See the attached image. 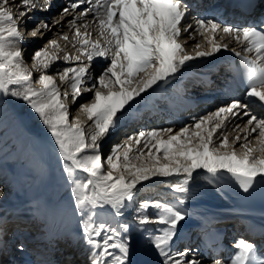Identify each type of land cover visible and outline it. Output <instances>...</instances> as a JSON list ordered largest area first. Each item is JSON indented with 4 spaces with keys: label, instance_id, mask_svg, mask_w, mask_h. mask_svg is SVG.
I'll use <instances>...</instances> for the list:
<instances>
[{
    "label": "snow or ice",
    "instance_id": "snow-or-ice-1",
    "mask_svg": "<svg viewBox=\"0 0 264 264\" xmlns=\"http://www.w3.org/2000/svg\"><path fill=\"white\" fill-rule=\"evenodd\" d=\"M82 6L83 10L68 21L73 32L72 46L79 54L64 53V61H73L74 66L56 73L71 89V93H62L56 76L48 74L63 51L58 39H50L34 51L31 67L18 46L24 40L18 20L27 24L28 9L37 8V4L34 0H19L17 17L9 0H0V97L25 102L49 133L62 171L71 182L80 233L93 252L90 264H132L131 225L120 223L119 218L135 201L139 188L154 178H175L172 191L186 194L201 172L209 182L230 178L245 193L257 183L264 185V118L233 97L215 110L193 117L191 123L178 130L141 128L111 145L107 154L102 142L123 126L124 113L148 90L176 76L190 61L222 50L231 51L240 59L245 95L264 107V27L260 26L264 21L244 26L204 16L194 18L193 27L187 19L188 0H74L62 7L64 15L53 24H60L70 10L77 11ZM49 8L50 0H43L40 10ZM89 13L93 14L97 39H92L88 30L85 18ZM81 19H85L83 24L78 23ZM41 28L51 30L42 21L30 36L37 37ZM197 35L202 40L189 53L187 41L182 43L181 38ZM225 37L240 50L223 42ZM59 39L69 41V36L62 33ZM97 58L103 59L105 66L93 76L91 65ZM34 71L39 74L35 82ZM86 81L90 82L89 87L85 86ZM84 93L91 94L90 101L80 104L76 114L71 115L65 101L70 96L75 104ZM82 117L89 122L87 127ZM245 118L243 126L233 124L235 135H231L228 125ZM105 208L111 209V221L102 218L98 211ZM150 208L156 209L154 215L147 214ZM186 216L176 204L161 201L145 200L136 209L135 227L141 234H148L147 241L161 258V264H202L191 249H173L180 222ZM235 248L227 261L214 258L212 264H264L252 242L239 239Z\"/></svg>",
    "mask_w": 264,
    "mask_h": 264
},
{
    "label": "bare ground",
    "instance_id": "bare-ground-1",
    "mask_svg": "<svg viewBox=\"0 0 264 264\" xmlns=\"http://www.w3.org/2000/svg\"><path fill=\"white\" fill-rule=\"evenodd\" d=\"M51 1L54 2L53 0H50V2ZM70 2H74V0H70ZM192 2H193V0L191 1V4H190V10H189V15H188L187 19H188V21H191L193 23V27H195L194 18H199V15H198V10H197L198 8ZM12 3H19V0H9V4H12ZM37 4L38 5H42L43 4V0H39ZM53 4H55V3H53ZM44 7H46V5H44ZM52 7H54V6H52ZM83 7H85V6H82L80 8V11L83 10ZM38 8H40V7L37 6V9L34 10L35 14L38 15V16H36L37 17L36 19H39L40 16H45L46 17L45 21L49 19V22H51L52 21L51 19H53V21L54 20H61V17L64 15L62 12H60L61 9L58 10V11H54L55 9L53 8L54 9L53 10L51 8L50 9L51 11L48 12V10L47 11H42V10L38 11ZM78 11H79V9L77 11H71L70 10L69 14L61 22L64 23L66 21L67 22L70 21L75 15H78ZM37 12H38V14H37ZM85 19L89 23V29L88 30L91 31L92 34H95V32L97 31V27H96V25L94 23H92L93 14L89 13ZM85 19H81L79 21V23L83 24L85 22ZM67 24H69V23H67ZM49 25L51 27V30H47L43 37H37V38L45 39L48 36L50 37L52 32H54L57 29L56 25H58V24H55V25L53 24L52 25V24L49 23ZM69 27H70V25H69ZM64 30H65V28H64ZM82 31H83V29H82ZM39 35H41V34L39 33ZM182 39H183V42L187 41V44H189L191 46H193L196 42H199V41L202 40V38L199 35H197V36H195V38H191V39L189 37H187V36H183ZM192 42H194V43L192 44ZM223 42L229 43L230 47H236V48L240 47V46L236 45L235 42L232 41L228 37H225V41H223ZM28 43H29V41L24 39L23 41H21L19 43L18 46L19 47H21V46L23 47V46H26ZM206 47L207 46L205 45V49H206ZM187 48H189V47H187ZM59 55H60V53H59ZM76 55H78V54H76ZM233 55L234 54L231 51L222 50L221 52H218V53L214 54L211 57L200 58V59H197V60H194V61H190L187 64V66L185 68H183L181 70V72H180V74L181 73L184 74L186 71H189V74L186 76V78L183 81H181V82L177 81L179 83H174L172 85H167L168 88L166 90L169 93V96L167 97V99L163 103H159L161 105V107L157 106L159 96L154 95L151 98L148 97L149 95L147 96V94L151 90L153 91L156 88V86H154L153 89L148 90V92L146 94L142 95V98H138L136 100V101H138V100L139 101H144V104L141 107H139V108H136V109L132 108L133 110L131 109V111H128V112L126 111L125 112L127 114V116L125 115L126 117L124 116L125 118H123V126L122 127H118L116 130H114L113 132H111L107 136V138L102 142V149H104L103 147L106 144V141L107 142L110 141L111 139L115 138L118 134L121 135L123 138H126L127 135H129L131 133L130 129H132L135 125H137V126L140 125V129L141 128H143V129H151L152 126L154 125V124L153 125L151 124V121L157 122L156 120L161 119V117L164 115V112L162 110H163V108H165L167 106L169 107V110L171 109L172 114H174V116H172V115L169 116V117L167 116V118L170 119V122H163V121L160 120L159 123L162 124V125H165L164 127H169L170 126V127L175 128V129H179V127H181V126H178L179 125V121H182V120H180L181 117L185 118L186 119L185 121H188V120H190V119H192L194 117L193 116V114H194L193 112H194L195 109L193 110L192 108L195 107V105H196V103L198 101L195 96H192V93H190V94L189 93H187V94L185 93V92H187L188 87L191 85L190 82L186 83L185 81H187L189 78H191L190 77L191 75L192 76L194 75L193 69L196 70V69L200 68L198 66H201V68L204 70V69H206L204 64L207 61H212L213 59H218V60L219 59H223V58L226 59L228 57L231 58ZM81 59L84 60L85 58L82 56ZM85 62H87V60ZM74 63L75 62H73V61H67L66 62V61H64V59L60 58L58 61L54 62V64L51 66V68L48 70V72L49 73L52 72L56 67L60 66V64H61V66L67 65V67H70V65H73ZM219 64H220V62H219ZM103 66H105V61L103 59H101V58H97L96 61H94L93 64L91 65L90 74L93 75V76L99 74V70ZM218 66L219 65H214V66H210V67L207 66V67H208V70H212V69L217 68ZM224 66H225V64H224ZM34 73L38 74L35 71H34ZM180 74L178 73L176 76L178 77V75H180ZM55 75H56V73H55ZM176 76H174V77H176ZM174 77H172V78H174ZM56 80L57 81L59 80L58 86H61L60 87L61 92L63 90H65V91H68V92L70 91L69 93H71V89H70L69 83L67 81H61L59 79V77H57ZM196 81L197 82L198 81L202 82L203 80L197 78ZM208 82H210V81H208ZM227 85L230 87V89L233 92H236L235 87L233 86V84L227 83ZM85 86L89 87L90 86V82L86 81L85 82ZM159 92H161V91H159ZM90 95H91L90 93H84V95H82L76 101L75 104H73L71 99H70L71 101H69L68 104L70 106H72L71 109H73V107H76V106L82 104L83 102H85L86 100H88V97ZM209 96H211L213 98L215 96V94L214 93L213 94H209ZM236 97L239 98L240 100H243V99L247 100L248 102L245 101V103H247L249 105V109L251 110V112L253 114H255L256 112H261V113L264 112V107L261 106L260 102H258L255 98H251V99L248 98L245 95V92L237 94ZM5 101L9 105H11L14 110H16V113L18 112L17 113L18 116H20L21 120L23 121L21 124L24 127V129L29 134H32V135L36 136L38 139H41V140L47 142L48 144H50L51 147L53 148L54 152H55V157H57V153H56V150L54 148L53 142H52V140L50 138V135L46 134V133L44 134L43 132H40L36 128H34L30 124V121H28L29 119L26 116V114L24 115V113L21 111L20 106L16 102H14V100L11 97L5 96ZM135 102H134V104H135ZM188 109L190 110L189 115L186 113L187 111H185V110H188ZM261 109H263V111ZM171 117H173V118H171ZM262 118H264V115L262 116ZM145 121H147V122L145 124H143V122H145ZM236 122H239V121H234L233 123H236ZM230 124H232V123H230ZM88 125H89V122L86 120L85 126H88ZM57 159H58V157H57ZM6 167H7L6 164H5V166L3 164H0V189H2V196H0V221H1V218L6 219L7 216L10 217L9 214L6 215V213H7L6 207L9 206L7 204V203H9V198L8 197L2 198L3 195H4V190H7V189H5V186L9 187V184H8L9 177L3 173V170L6 173V171H5V169H7ZM195 179L198 180V184H197V182H194L195 181L194 180L193 181L194 183L192 182V184H191L190 191L188 193H186V194H180V193L174 192L173 195H172V193L170 194V196L166 195L167 193L169 194V190L172 188V187H167V185L175 183L176 182L175 178H154L150 182H145L139 188V191L136 194V195L141 196L142 194H144L148 190L149 187H152V186H155V185L163 183L162 188L161 189L159 188L160 189L159 194H163L162 197L160 195V197H161L160 201L161 202H168V203L176 204L179 208H184L185 212L187 210H190V209L199 210V212H198L199 214H197V215L191 214L189 212H186L187 213L186 219L183 220L182 222H180V225H179L178 236L175 239L174 244H173V249L174 250H179L178 247L181 244L185 243V242H179L180 238L181 237H185V235L183 234L185 232V230L192 225L191 222H193L194 220H196L199 217H201L200 215L205 214L203 216H206L208 214L210 216L208 219H210V218L213 219V217L214 218L216 217V220L214 221V225H221L222 221L220 219H222L221 218L222 215L225 218H230V217L233 218L236 215L235 211H233V206L230 208V211L226 210L225 207H226L227 204L234 203L235 207L239 208V207H246L245 206V201L246 200H250L251 202L257 204V202H259L262 199H264V185H261L259 183H257V185H255L252 190H250L249 192L245 193L235 184L234 181H232L230 178H228V180L223 181L222 184H221L222 189L225 191L226 194L229 195L228 200H226L225 198H223V196L218 195V194H216V192H214V190L211 188L209 180L206 178V174L205 173L201 172V174L197 175ZM49 186H50V184H49ZM197 192H200V194H202V196L204 195V196H207V197H212V199L214 201V205H215L214 208H209V207H206V206L202 205L201 204L202 200H199V199L196 198L197 195L201 196V195L197 194ZM164 195H166L167 198H168L166 201L163 200ZM150 200H153V197H151ZM179 200H183V203L180 204ZM32 201L34 203V200H32ZM175 201H178V202L175 203ZM17 202H15L16 204L13 206V209H14L13 212L15 211V214H14L15 217L23 222V225L26 226L25 230H27L28 233L30 231H33L34 232L33 234L35 236H41L43 229L46 228V225L43 222L42 223L40 222V220L43 219L42 217H43L44 214L45 215L52 214V215H55V216H59L60 215V216H64V218H66V219H67L66 216H68L70 214V212H69L70 211L69 210L70 207L67 206V205H63V206H59V207H54V206H52V207L50 206L49 207L48 206L43 214H40L39 212L36 213L35 212L36 210L33 211L30 214V211L21 208L25 204H27L28 206L27 205L26 206L29 207V205H30L29 202L30 201H23V199H22V200H19ZM35 203H36V201H35ZM32 207H34V206L31 205V208ZM129 208L134 213V210L137 209V206L135 205V202H133L129 206ZM253 208H257L259 212H264V207H261V205L257 204L255 206H253ZM36 209H37V206H36ZM153 210H154V208L148 209L147 210V214L150 215V212L153 211ZM110 211H111V209H110ZM155 212H156V210H154V213ZM32 214H35L37 216H35L33 218L34 215H32ZM123 217L124 216L119 218L120 223H124ZM35 218H37V220H34ZM106 219L111 221V219H112L111 215L109 214V217L106 218ZM31 221H34L33 225H28L27 226L26 224H28ZM11 224H12V222H7L6 227L4 225L6 230L3 229L2 232H0V247L3 250L7 249V248L9 249L10 248L9 240H11V239H13L14 237L17 236V234L14 231L11 232V234H9L10 231L12 230V227L10 226ZM28 230H30V231H28ZM5 231H7V234L5 233ZM29 237H33V236L31 235ZM137 238H138V236L134 237L132 239V241L133 242L137 241L138 240ZM140 241H141L140 242V247H141L140 248V252H138L139 248L136 247L135 250H134L136 252V254L131 257L132 264H161V258L157 255L156 251L152 250V252H151L149 250L150 248L147 249L146 243L142 242L141 239H140ZM83 244L86 245V242L84 240H83V242H80V243H78L76 245L75 248L78 249L77 253H79V251H81L86 256H90L89 255V253L91 252L90 248L87 247L86 250L83 249V247H82ZM194 244L195 243H191L189 245V243H187L186 247H191L192 248ZM60 247H61L60 255L62 257L64 255H67L69 250H76V249H70V247L67 246L66 244H61ZM72 248H73V246H72ZM15 250L12 253L11 259H16V258L20 257V254H18V252L15 251ZM148 254H149V256H146ZM192 254L195 255L197 258H199L202 261V264H209L210 260H206V259L202 258L200 255H197V253H196V251L194 249L192 250ZM15 262H17V261H15Z\"/></svg>",
    "mask_w": 264,
    "mask_h": 264
},
{
    "label": "rangeland",
    "instance_id": "rangeland-1",
    "mask_svg": "<svg viewBox=\"0 0 264 264\" xmlns=\"http://www.w3.org/2000/svg\"><path fill=\"white\" fill-rule=\"evenodd\" d=\"M38 1L39 0H34V2L36 4L38 3ZM70 3L71 2L66 0V3L63 6L70 4ZM17 4L18 3H12L10 5L13 9L14 15H16L18 17L19 9L17 7L18 6ZM42 5L37 4V6H39V7ZM36 9L37 8H35V9L29 8L28 9L29 15L27 17H25L27 24H25L24 20H18V22L20 24V31L22 32L24 39L29 41V43L26 46H23V47L21 46V48L24 51V60L28 65H30L29 67H31V64H32L31 56L34 53V51L40 47H44L47 44L48 40L53 39L55 37H56L55 39H58L60 47L63 50L60 52V56H61L60 58L61 59H63L64 53H70L73 56H75L76 54H79L77 48L73 47L71 44L72 43L71 37L73 35V32H72V30L69 29L70 27H69V24H67L68 23L67 21L64 23L61 22L60 24L56 25L57 29L54 32H52L50 37L48 36L45 39L37 38V37H43L45 35L47 30H45L43 28H41V32L43 33V35H39V33L41 34V32H38L37 37L32 38L30 36V32L33 29H35L37 27V25H40L42 21L47 22L48 24L50 23L53 25V19H51L52 20L51 22H49V19L45 21V18H46L45 16H40L39 19H36L37 18L36 16H38L34 12V10H36ZM38 11H40V8H38ZM79 11H80V9H79ZM60 12H62V11H60ZM37 14H38V12H37ZM79 21H78V23H79ZM64 28H65V30H64ZM62 33L68 34V36L70 37L69 41H64L63 39H59V37ZM92 35H93L92 39L98 38L97 31L95 32V34H92ZM181 41L183 42L182 38H181ZM193 43L194 42H192V44ZM185 46H186V50L187 51L189 50L188 51L189 53L193 52V46H191L189 44H187ZM187 47H189V48H187ZM84 58H85L84 60L86 61V57H84ZM204 65H208V63H205ZM72 66H74V64L70 65V67H72ZM60 67L63 69V67L65 68V67H67V65L61 66V64H60V66L56 67L52 72H50V73L48 72V74L56 76V78L59 77V76L55 75V73H57L58 70L62 71V69ZM188 74H189V71H186L184 74L181 73L180 75H178V77L176 76V77L171 78L165 82H160L159 85L156 86V88L153 91L151 90L149 92L150 94L149 93L147 94V96L149 95L148 97H153L155 94L157 96H159L160 100L158 98V103H157V106H159V103H161L159 101H162V103H163L167 99V97L169 96V93L166 90L168 88L167 85L179 83L180 80H182ZM38 75L39 74L34 73V75H33L34 82L38 78ZM177 81H179V82H177ZM56 83L58 85L59 80L58 81L56 80ZM35 87H39V84H35ZM58 87L60 88L61 86H58ZM64 91L65 90H63L62 93ZM159 91H161V92H159ZM11 98L14 100V102H16L20 106L21 111L24 113V115L26 114V116L29 119L28 121H30V124L34 128H36L40 132H43L44 134L45 133L49 134L45 130V127L42 125L41 121L37 118L36 114L27 106V104L25 102H23L22 100H20L18 98H15V97H11ZM70 99L71 98L69 96V99H67L65 102L68 103L69 101H71ZM90 99H91V95L88 97V100H86L85 102H89ZM85 102H83V103H85ZM214 102H216V101H214ZM243 102L245 103V100ZM143 104H144V101L138 100L135 102V104L133 103V105H131V107L128 108L127 112L131 111L132 108L133 109L139 108ZM218 105H221V103L220 102H217V103L209 102L206 105L201 104L200 106H198V108L194 112L193 116L195 117V116L205 115L209 111L215 110V108ZM69 107H70L71 115H75L76 110L78 109L79 105L76 107H73V109H71L72 106L69 105ZM255 114L257 116H259L260 118L264 115V113H261V112H256ZM125 115L127 116L126 113H124V116ZM125 117H123V118H125ZM82 119L85 120V123H86V120H87L86 117H82ZM180 120H182V121H179L178 126L187 125V124L191 123V121H192V119L185 121L186 119L182 118V117L180 118ZM240 122H241V126H243V123L246 122V118H245V120L239 121L238 123H240ZM233 124L234 123H232L228 126V132L231 135H235V133H232ZM164 126L165 125H162V124H154V126H152V128L153 127L154 128H163ZM139 130H140V125H138V126L135 125L132 129H130V132L132 133V132H136ZM124 139L125 138H123L121 135L118 134L115 138L111 139L110 141H108V142L106 141V144L103 147L104 148L103 152L105 154H107L110 150L111 145H113L115 143L122 142ZM0 162H1L0 164H3L4 166L6 164V166H7L6 167L7 169H5L6 173L4 172V170H3V173L9 177V181H8L9 187L5 186V189H7V190H4V195L2 198L8 197L9 199H12V198L16 199V198L24 197L26 199H31L29 202L30 203L29 207H27L28 206L27 204H25V207L27 209H32V210L35 208L33 211L36 210L35 212H39L40 214H43L48 206L49 207L50 206L51 207L52 206L59 207V206L67 205L70 207L69 212L72 214V216H75V218L78 220L77 225L79 228V218H78L79 214L75 210L74 200H73L71 193H70L71 182L67 180L66 174L63 173L61 163L59 160L56 159L55 152H54L53 148L47 142H45L41 139H38L34 135L29 134L24 129V127L22 126V124L20 122V119L18 118V114L13 109V107L5 101V99L3 97H0ZM194 182H197V184H198V180L195 179ZM216 182L218 183L219 181L214 180V183L212 182V184L210 182L211 188L213 190H216V188H215L216 184H217ZM49 184H50V186H49ZM159 185L160 184L156 185V187L154 186V187L149 188L147 190L148 192L146 191L144 193L145 195L144 194H142L141 196L136 195V199L134 202H135V205L137 206V208L139 207V204L142 201H145L146 199L150 200L151 197H153V200H150V201H153V202L160 201L163 194H159V191H160ZM156 190L158 191V193ZM34 191H37L38 193L34 198H31ZM154 191H156V192H154ZM172 192L173 191L171 188L169 190V194L167 193L166 195L170 196V194ZM197 194L201 195V196L197 195V197H196L197 199L202 200L204 202H207L204 195L202 196V194H200V192H197ZM160 195H161V197H160ZM164 199L165 198H163V200ZM32 200H34V203L36 201V203L34 204ZM209 203H210V200L206 203V205L211 207L212 205H210ZM31 205L34 207L31 208ZM36 206H37V209H36ZM154 210H156V209L154 208ZM154 210L150 212V216L154 214ZM98 211L101 213L102 218H105V219L108 218L109 214L111 213L109 208L101 209ZM131 211L132 210L128 207L127 209H125L124 214H123L124 223L127 222L131 225L130 231H131L132 239L134 237L138 236L137 241L133 242L131 240V249H132L131 257L136 254V252L134 251L136 247L139 248L138 252H140V248H141L140 247V242H141L140 239L142 240V242L146 243L147 249L150 248L149 250L152 252V250H154V249L147 241V235L148 234L147 233L141 234V232L139 230H137L135 227L134 218L136 215V209L134 210V213H133V211L132 212ZM146 256H149V254Z\"/></svg>",
    "mask_w": 264,
    "mask_h": 264
}]
</instances>
